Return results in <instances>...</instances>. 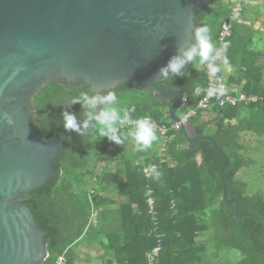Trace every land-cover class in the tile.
I'll list each match as a JSON object with an SVG mask.
<instances>
[{
	"label": "trees",
	"instance_id": "trees-1",
	"mask_svg": "<svg viewBox=\"0 0 264 264\" xmlns=\"http://www.w3.org/2000/svg\"><path fill=\"white\" fill-rule=\"evenodd\" d=\"M211 1L213 7L200 8L194 20L211 30L218 46L222 23L229 18L235 0ZM246 1H239L240 10L230 22L231 33L220 43L228 47L222 50L219 73L229 66L228 84H237L256 99L249 104L197 110L189 118L194 134L212 136L228 157L222 171L225 199L220 178L225 159L211 140L188 142L181 131L169 128L165 144L157 132L158 140L151 148L136 151L130 137L117 145L98 132L81 137L64 129V110L82 113L79 103L70 109L66 105L81 93L95 92L82 79L71 84L63 79L48 82L33 95L32 121L37 131L62 142L52 162L55 175L21 197L44 233L48 254L42 264H54L62 253L66 264H82L76 249L95 244L102 248L101 264H150L147 253L157 244L160 248L153 264H204L210 255L209 244L211 253L218 254L223 248L238 250L239 258L233 264H264V195L248 193L247 183L237 177L251 161L243 155L241 133H264V62L258 61L264 52L253 45L252 30L241 21ZM195 62L187 66L184 76L158 81L165 90L182 91L189 107L196 105V86L204 87L206 82L204 65ZM114 89L120 106L133 118L149 117L170 126L167 108L173 99L146 91L136 81H124ZM209 111L212 115L205 119L203 114ZM162 154L165 159L160 161ZM151 165L162 173L159 180L142 171ZM114 192L121 198L115 205ZM148 197L153 198L151 206ZM230 198L238 201L236 211L234 202H226Z\"/></svg>",
	"mask_w": 264,
	"mask_h": 264
},
{
	"label": "water",
	"instance_id": "water-1",
	"mask_svg": "<svg viewBox=\"0 0 264 264\" xmlns=\"http://www.w3.org/2000/svg\"><path fill=\"white\" fill-rule=\"evenodd\" d=\"M211 0H0V264H42L47 257L44 233L23 194L56 173L53 160L61 148L33 124V95L48 82L82 79L92 91L136 81L144 90L173 99L170 121L183 92L168 91L158 73L192 37L194 14ZM228 21V19H225ZM5 114L11 117L9 125ZM187 126H191L190 123ZM237 210L238 201L230 198Z\"/></svg>",
	"mask_w": 264,
	"mask_h": 264
},
{
	"label": "clouds",
	"instance_id": "clouds-1",
	"mask_svg": "<svg viewBox=\"0 0 264 264\" xmlns=\"http://www.w3.org/2000/svg\"><path fill=\"white\" fill-rule=\"evenodd\" d=\"M236 3L237 0H235ZM227 19L228 21L224 20V22H231L229 18ZM193 23L195 26L192 29L191 39L178 49L177 54L173 55L165 66L160 68L159 80L184 76L187 66L198 60L207 68L210 81L207 95L212 97L223 94L225 85L218 78V73L221 71L220 64L224 60L222 50L227 49L228 44L217 46L207 26L197 25L195 20ZM219 74L225 79L228 87L238 89V86L229 85L222 73ZM76 103L82 107L81 114L77 115L68 110L62 112V124L68 132H75L81 137L98 132L101 138L107 137L109 141L117 145L123 144L124 140L130 137L135 142L136 151H145L158 140L155 122L147 117L133 118L126 109L120 106V100L114 88L95 91L93 94L81 93L79 97L66 105V108L70 109ZM4 119L9 125L13 123L12 118L7 114ZM189 123L188 120L186 124ZM149 171L152 178L156 180L162 176L155 166H152Z\"/></svg>",
	"mask_w": 264,
	"mask_h": 264
},
{
	"label": "built area",
	"instance_id": "built-area-1",
	"mask_svg": "<svg viewBox=\"0 0 264 264\" xmlns=\"http://www.w3.org/2000/svg\"><path fill=\"white\" fill-rule=\"evenodd\" d=\"M239 1L240 0H237V3L232 8V11H231L230 16H229L230 20L235 19V17L237 16V12L240 10V2ZM230 33H231L230 22H223L222 26H221L220 33H219L218 46H220V43L222 42V40L227 35H229ZM204 73H205V78H206L205 86L203 87V86L198 85L194 89V93L198 96V99L196 101V105L194 107H189L186 97L183 96V98H182L183 107L188 106L187 107L188 110L183 114V116L180 117L182 123L186 124L188 122L189 118L191 116H193L197 110H209V109L213 108L214 106L223 107L225 105H236L238 103L249 104V103L255 101L256 95L246 94L244 91H242L240 89H234V88L228 87V85L225 82V79L219 73H218V78L225 85L223 94H217L215 96L209 97L207 95V89L210 86V81H209V77L207 74L206 66H204ZM147 118H149V117H147ZM150 120L155 122L152 119H150ZM155 124L157 125V132L161 135L163 144H165V141L168 138L167 131L169 128L177 130V131L180 129V122H176V121H171L170 126H167L166 124H158L156 122H155ZM108 149L110 150L111 147L109 146ZM163 151H164V145L161 148V152H163ZM160 161H163V160L160 158ZM101 164H102V162H101ZM152 166H154V165L144 166L142 168V171L145 173V175H147V176L150 175L149 169ZM147 202L151 206L153 203V198L149 197L147 199ZM91 220H95L94 214L91 215ZM92 222H94V221H92ZM159 248H160V246L157 245L150 252L147 253V258H148V261L150 264H153L155 262V260L158 256ZM54 264H66V258H65L64 253L59 254L56 257Z\"/></svg>",
	"mask_w": 264,
	"mask_h": 264
},
{
	"label": "rangeland",
	"instance_id": "rangeland-1",
	"mask_svg": "<svg viewBox=\"0 0 264 264\" xmlns=\"http://www.w3.org/2000/svg\"><path fill=\"white\" fill-rule=\"evenodd\" d=\"M257 2L262 6L264 10V0L261 1L257 0ZM257 21L255 23L256 25H260L264 27V12L259 17V21H260L259 24L257 23ZM260 48L261 50H264L263 45H261ZM195 64H197V61L195 62ZM261 67H263V62ZM263 75H264V70H263ZM69 84H71V82ZM187 110H188L187 108L181 107L177 110V114L179 115V117L183 116V114ZM206 115L210 117L212 115V112L209 111L206 113ZM31 117L33 120L32 110H31ZM204 118L208 119L207 117ZM187 127L188 126L186 124V128ZM190 132L191 131L187 133L189 137L190 135H192V132L191 133ZM240 140L245 145V148L242 150L244 157L245 158L249 157L251 161L245 167H242L238 171L237 177H239L240 179H242L247 183L246 189L248 193H253L257 191L264 195V133L257 134L250 131L242 132L240 136ZM160 144L159 147L161 146ZM161 159L162 160L165 159V154L161 155ZM208 249L207 252L211 255V257L213 258L217 257L216 261H218L219 264H233L239 258L238 250L233 248L220 249L218 254H216V252L215 253L210 252L213 250V247L210 244L208 245Z\"/></svg>",
	"mask_w": 264,
	"mask_h": 264
},
{
	"label": "crops",
	"instance_id": "crops-1",
	"mask_svg": "<svg viewBox=\"0 0 264 264\" xmlns=\"http://www.w3.org/2000/svg\"><path fill=\"white\" fill-rule=\"evenodd\" d=\"M259 1H261V0H259ZM245 3L246 4L244 6V12H243L241 21H243L252 30L253 45L255 47L260 48L261 45L264 46V30H263L264 27L260 26V25H256L255 23L258 20L257 23L259 24V22H260L259 17L264 12V10H263L262 6L257 2V0H247ZM262 52H264V50H262ZM258 61L264 62V53L262 55H260ZM256 71L257 70H254V72H256ZM231 72L232 71H231V68L229 66H223L222 74L224 75L225 78H228V76ZM242 82H243V80H242ZM242 82H241V84H242ZM236 85L237 84H234L233 86H236ZM203 117L208 118L209 116H207L206 113H204ZM233 121H234V119H233ZM189 131L192 132V135H190V136H193L194 131H193V128L191 126H188L186 128V132L188 133ZM187 136H188V134H187ZM112 198H113L114 205L117 202H119V200L121 199L116 192L112 193ZM88 247L89 246H86V245H80L76 249L77 253H78L77 260L79 262H81L82 264H101V258H100V254L102 253L101 246L95 244L92 247H89V249H88ZM87 253H89V255H87ZM216 258L217 257L213 258V257H211V255H209V257L205 260L204 264H219V262L216 261Z\"/></svg>",
	"mask_w": 264,
	"mask_h": 264
},
{
	"label": "flooded vegetation",
	"instance_id": "flooded-vegetation-1",
	"mask_svg": "<svg viewBox=\"0 0 264 264\" xmlns=\"http://www.w3.org/2000/svg\"><path fill=\"white\" fill-rule=\"evenodd\" d=\"M74 81H76V79H75ZM74 81H71V82H74ZM64 82H65V83H68V82H67V81H65V80H64Z\"/></svg>",
	"mask_w": 264,
	"mask_h": 264
}]
</instances>
